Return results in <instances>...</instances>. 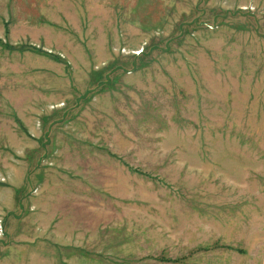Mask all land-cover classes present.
I'll return each instance as SVG.
<instances>
[{
	"label": "rangeland",
	"instance_id": "1",
	"mask_svg": "<svg viewBox=\"0 0 264 264\" xmlns=\"http://www.w3.org/2000/svg\"><path fill=\"white\" fill-rule=\"evenodd\" d=\"M0 264H264V0H0Z\"/></svg>",
	"mask_w": 264,
	"mask_h": 264
},
{
	"label": "trees",
	"instance_id": "2",
	"mask_svg": "<svg viewBox=\"0 0 264 264\" xmlns=\"http://www.w3.org/2000/svg\"><path fill=\"white\" fill-rule=\"evenodd\" d=\"M161 260H164V259H161Z\"/></svg>",
	"mask_w": 264,
	"mask_h": 264
}]
</instances>
